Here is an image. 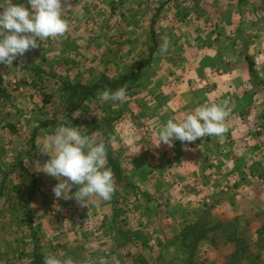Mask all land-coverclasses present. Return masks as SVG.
I'll use <instances>...</instances> for the list:
<instances>
[{"label":"rangeland","instance_id":"374dc122","mask_svg":"<svg viewBox=\"0 0 264 264\" xmlns=\"http://www.w3.org/2000/svg\"><path fill=\"white\" fill-rule=\"evenodd\" d=\"M204 1L208 5L214 3V0ZM141 2L144 4L142 8H139L138 0H77L76 4H74L75 2L64 3L65 8L74 7L79 10L76 17L78 21L71 29L67 30L75 40L73 45L67 46L66 55L60 49L61 42L58 36L37 40L39 46L29 49L23 56H18L12 66L0 64V185L4 187L3 190L0 188V264H35L36 261L39 264H44L46 255L59 256L53 248L55 242L71 241L66 239L69 236L64 239L62 237L54 238V236L51 239L48 234L39 236L38 227L42 224L37 223L35 214L38 212L45 214L44 212H46L54 219L60 215L58 213L57 216L55 215L56 217L54 216L55 205L58 202L53 201L60 199L53 192L55 183H59V181L42 170H38L42 163L28 161V167L23 164L24 166H18L12 172L9 171V175H5V171L9 170L16 161L18 162L19 152L28 144L29 134L34 127L33 123L38 120L56 121L59 119L61 123L70 125V122L77 121L78 123L74 127H80L82 133L96 135V123L89 122L88 133L85 128L87 123L80 124L86 119V110L74 112L71 114V118L67 115L66 107L70 106L66 101L68 95L59 90L60 85L64 82L77 84L86 81L91 83L95 80L94 78L102 76L119 79L125 74L133 75L124 86L127 94V100L123 103L125 109L118 116L117 112L109 110V119L97 121L104 125L105 130L104 133H99L100 135L98 134L99 137L96 139L110 143L108 148L112 156L110 166L112 169L119 168L120 170L117 178L121 189L117 192L115 190L112 197L115 199L125 198L123 200L125 205L121 206L122 216L119 219L121 226L119 234H124L125 237L114 239L108 245H113L112 251L115 246H122L125 248L126 254L123 252L114 254L111 250H106L108 242L104 239L105 235L101 238L92 235V239L88 241L86 238L80 239L84 252L79 250L78 254L71 256L79 261L89 258L91 264H252L253 259L259 255V249L264 248V210L261 214L255 215L256 225L253 224L256 233L261 234L259 249H257V246L252 245L251 247L250 245L255 237L253 233L252 237H249L250 242L235 239V236L238 237L237 234H246L247 231L245 227L239 229L238 223L232 220V214L228 216L229 218L220 216L230 213V208H226L222 204L220 210L215 213L202 209V194L214 193V190L210 189L213 183L220 186L224 184L227 187L236 183L241 194L240 205L236 211H244L242 208L250 203L258 204V200L264 197V99L261 95L264 81H257L256 77L254 106L249 105L251 106L249 109L242 106L237 108V111H229L226 119L236 125L225 123L227 131L221 135L236 133L238 135L251 134L254 137L250 141L252 148L246 156L231 159L233 166L246 165L247 168L244 172L231 175L222 174L221 176L219 174V176L204 174L198 170L196 173H186L189 169L188 160L179 158L180 148L172 149L169 152L166 144L161 142L158 145L159 140H156L157 133L155 129H152L153 121L151 122L154 112L153 106H151L153 99L150 97L152 89L150 78L157 72L180 68L178 58L185 57L186 52L191 53L190 46L180 40L183 37L182 33L185 37L191 33L190 37L194 38L197 35L195 34L197 29L200 28V21L208 17L213 18L215 15L202 12V0H141ZM2 3L4 0H0V4ZM12 3L26 5L24 0H12ZM151 6L154 10L150 12L155 14L154 17L156 16L155 9L159 11L157 19L152 18L150 13L145 15V10L149 11ZM173 6L178 7L175 9L177 17L174 20L175 23L172 22V19L168 20V15L172 16V13H167L169 8L174 10ZM180 10L181 12H179ZM194 10L195 15H191ZM190 16L192 17L189 18ZM183 20L188 22L184 23L185 26L180 23ZM122 25L126 27V30L121 28ZM149 26H153L154 31L149 30ZM140 27H146V29ZM106 32L114 34L115 37L113 40L103 37L104 43H106L104 44L102 36L99 38L96 35ZM120 34L124 38L119 36ZM93 36L99 42L94 41L95 44L92 45L87 38ZM118 37L123 39L120 44L116 42ZM164 39L169 41V47L166 53L161 54L159 49ZM200 39L207 40L205 31ZM107 42L109 43L107 44ZM190 53H188L189 56H191ZM206 57L203 61L211 62L208 57L213 56L206 55ZM144 60H148V63L141 70L137 69L139 74L137 76L132 74L131 66ZM213 63L216 64V62ZM256 63L252 73L255 76L258 70ZM34 81L37 83L36 85L33 84ZM49 92L51 97L47 101ZM8 94L9 97L6 96ZM22 96L24 100L21 99ZM6 100L13 101L14 104L4 102ZM246 101L247 99L241 104L245 105ZM116 105L117 103H113V106ZM133 115L137 116V124L132 120L131 124L128 123L130 116ZM140 117L144 120L143 122ZM122 119L126 121L119 124ZM247 120L249 125L245 124ZM9 124H12L15 129L17 127L20 131L18 133L10 132ZM113 124L115 126L117 124L115 128L117 130L124 128L125 135L119 136L124 143H119V137H115L117 133L112 128ZM133 124L137 125L138 132L136 134L141 132L142 136L147 139L145 147L149 151V156H147L149 158L142 161L146 163V166L148 165V170L145 169L144 172H139L140 166H142L139 159H128V152L132 151L131 148L134 146L135 130L133 127V133H127V135L126 129L132 131ZM107 133L111 134L110 138ZM48 134L50 133H46L44 136L46 137ZM136 138L135 142L142 140ZM233 144L238 146V143L233 142ZM148 159H150L149 162ZM163 160H167L169 163H164ZM214 160L217 161L216 165L219 169L230 164V162H220V159ZM184 161L188 169L185 168V165L183 166ZM165 164L172 165L171 170L164 168ZM194 166H199V164ZM191 170L194 171L195 168L193 167ZM49 177L51 180H48ZM52 180H54L53 187L50 186L46 190L47 199L51 202H48L46 208L37 207L34 198L39 192L38 186L42 187L47 181ZM75 191L77 190H72L73 193ZM226 192L223 193L224 196L220 194L219 190L215 192L217 193L215 202L221 197L228 199ZM188 201H196L200 204H197V207H189ZM241 201L247 203L241 205ZM261 202L264 205V199ZM11 204L16 207L17 217L22 218L21 220L17 219L19 222L9 220ZM214 206L213 203L212 208ZM65 210L66 208L63 209V211ZM187 215L191 217L187 218L192 219L197 216L199 219L192 223L182 222ZM202 215L207 219L205 224L203 223L204 225H202ZM168 218L171 220L167 221ZM58 220L60 222V219ZM114 224L117 227L116 222ZM114 224H111V228H114ZM195 225L198 227L194 228ZM188 226L190 228L184 238L180 232ZM44 227L52 235L55 232L56 224L44 222ZM12 237L15 238V241ZM225 240L226 242H224ZM99 244L104 247L100 248ZM238 245L241 247V256L234 254ZM87 246L89 247L87 248ZM48 248L50 250L45 254L44 252ZM65 248L70 251L68 249L70 247ZM65 248L63 247V249ZM209 248H219V250H209ZM98 249H102L104 253L99 254ZM251 250L253 255L250 254ZM233 255H235V259Z\"/></svg>","mask_w":264,"mask_h":264},{"label":"crops","instance_id":"0c3cea01","mask_svg":"<svg viewBox=\"0 0 264 264\" xmlns=\"http://www.w3.org/2000/svg\"><path fill=\"white\" fill-rule=\"evenodd\" d=\"M24 1L26 2L24 3L26 4L25 7L30 8V4L28 3V0H24ZM76 1L77 0H61L62 8L65 9L64 18L68 21L69 24L68 29H71V27H73V25L78 21L76 17L78 15L77 12H79V10H76V8L74 7L65 8L64 3L75 2L74 4H76ZM138 4H139V8H142L144 5L141 2V0L140 1L138 0ZM176 6H173L174 10H171L169 8L168 9L169 11L167 12V13H172V16L168 15V20L172 19L173 20L172 22H174V20L177 19L175 9H177L178 7ZM151 10L152 11L154 10L152 6L149 9V11L145 10L146 11L145 15L150 13L152 18H156L159 15L157 14L159 12L157 11L158 9H155L156 11L155 17L153 16L155 14L150 12ZM263 10H264V0H214L213 5H208L206 1L202 0V12H204L205 14L215 15V17L213 18L208 17L206 19H202L200 21L201 25H199L200 28L197 29L195 33L197 35L194 36V38L190 37L191 33L188 35V37L187 36L185 37V35H183L182 33L183 37L180 38V40L186 42L190 46L189 49L191 53L186 52L185 57L178 58L180 63V68H176L174 70L167 72L166 71L157 72V74H152L150 78V83H151L150 85L152 86L150 97H152L153 99L151 102L152 104L151 106H153V112H154L152 114L153 116L151 117L152 119L151 122L153 121L152 129H155L157 133L156 140H159L158 133L160 128L164 124H166V122L169 119H172L174 121L181 120L184 118V116L194 111L197 107L201 105L212 104V103L223 104L224 102H227V106L230 109V111H237L238 110L237 108L239 107L243 106L244 108L246 107L247 109H249L251 107L249 105L254 104L255 101L254 99L256 95L254 81L256 77H257V81L259 80L264 81V16H263L264 13H262ZM179 12H181V10ZM194 13L195 10L191 15H195ZM191 17L192 16H190L189 18ZM180 23L183 24L182 26H185L184 23L187 24L188 22L183 20ZM121 28H124V30H126V27L124 25H122ZM148 28L149 30L152 31H154L155 29L153 26H149ZM142 29H146V27ZM204 31L207 34L206 41L200 39ZM152 34H154V32H152ZM96 36L97 37L102 36L103 43L105 42L103 37L111 38V40H113L115 37L114 34L111 33L108 34L107 32L101 35L100 33H98ZM119 36L124 38L121 34ZM58 38H60L59 40L61 42L60 49H62V52L64 53V55H66L68 49L67 46L73 45L75 39L73 38L72 35L69 34L68 31H66L64 35L59 36ZM87 39L90 40L92 45L95 44V42L96 43L99 42V40L94 38V36ZM121 40L123 39L119 38L118 40H116V42L120 44ZM109 42H107V44ZM188 53H190L191 56H189ZM206 55L213 56V57H208L211 60V62L205 63L203 61L204 59L207 58ZM246 57L253 59L255 63L257 62L256 67H258V70L256 76L252 74L248 61L246 60ZM213 62H216V64H214ZM138 71L139 70H137L134 73L135 76L139 74ZM99 78L98 77L94 78L95 80L91 81V83L90 82L88 83L86 81H81V82L83 84H92ZM34 83L36 82L34 81L33 84ZM61 86L62 85H60L59 90H61ZM261 95H263V99H264V85L262 87ZM6 96L9 97L10 95L8 94ZM12 99H14V97H12ZM21 99H23V96L21 97ZM245 99H247L246 104L242 105ZM4 102H10V100L9 101L6 100ZM10 103L14 104L13 101ZM102 103L103 102L100 101L98 94L97 96H90V98H88L83 105V107H85L86 110V119H85L86 121L84 120V122L82 123L80 122V124L83 125V123H87V126L85 128H86V133H88V128H89L88 126L90 125L89 122L93 121L94 123H96L97 124L95 125V131L97 132L96 135L93 136L92 134H89L90 136H93L95 138H98L99 135L101 133H104L105 130L104 125L101 123H97V121H103V120L105 121L109 119L108 118L109 110H113V112H117V116H118L121 115V112L123 113L125 109V107L123 106L124 104L117 103L116 106H113V102L106 101L104 103L105 105L103 104L100 106V104ZM42 104H43V100H42ZM103 112L105 113L103 114ZM129 119H130L128 121L129 124H131L130 122L131 120L133 121V123L136 124L138 123L137 116L135 115L130 116ZM46 120L47 119L40 121L38 120L33 123L34 127H32L31 129L32 132L29 134V139L27 140L28 142L26 141L28 144H26L19 152V155L17 157L18 162L16 161L14 164L10 166L9 170L7 169L5 171V173H7L6 175H9V171L12 172L13 169L18 168V166L25 165L28 167L29 166L27 164L28 161H30L31 163H33L32 160L39 161L38 163L40 164L42 163L43 165L45 162H47L50 159L49 155L41 152L43 140L45 138L44 134L46 133L53 134L58 126L65 123H61L59 119H56V121L54 122L50 121L48 125L44 126L42 122ZM123 121L126 120L122 119L120 123L119 122L118 123L121 124ZM143 121L144 120H142L141 118V122ZM248 122L249 121L247 120L245 124L249 125ZM77 123L78 122L75 121L72 126H75V124ZM225 123H227L228 125L229 124L236 125V123L227 121V119ZM70 124H72V122H70ZM8 126H13V125L9 124ZM116 127L117 124L116 126L114 124L112 125V128L115 129ZM133 127L135 130L134 143H133L134 146H132L131 148L132 151L128 152V159H139L142 165L140 166L139 172H144L145 169L148 170L147 169L148 165L146 166L145 165L146 163H143L142 161L144 159L149 158L147 157L149 156L148 154L149 151L145 147L147 143V139L145 136H142L141 132L138 135L136 134V132H138L137 131L138 129H137V125L135 124H133L132 126V131H129L128 128L126 129L127 130L126 134L133 133ZM146 128L148 127L146 126ZM19 131L20 130L16 127V129L11 130L10 132L18 133ZM115 131L117 133V134L115 133L116 134L115 137H119L120 135H121L120 137H122L125 135L123 127L118 130L115 129ZM107 135H110L109 138L111 137L110 133H107ZM120 137L118 138V140H120ZM136 137L142 140L140 142L139 141L135 142V140L137 139ZM253 138L254 137L251 134L238 135L236 133L235 134L233 133L232 135H225L219 137L218 136L200 137L192 142H181L178 139H173L171 142V146L168 144H166V146L169 152L170 150L172 151V149L174 150L176 148L177 149L180 148V151L178 152L179 158L188 160L187 166H189V169L187 168L185 161L183 162V166L185 165V168L188 169L186 173L187 172L196 173L198 170V172H202V173L204 172V174H213V175L219 174L221 176L222 174L231 175V174L244 172V170L247 168L246 165L233 166L231 163V159L233 157L238 158L239 156L242 157L246 156L252 148V146H250V141ZM233 142L238 143V146L236 144H233ZM103 143L105 144L107 149L106 167L110 168L112 172L114 170L113 175H114V179L116 180L115 190L117 192L121 189L120 183H118L119 180L117 178V175H119L120 170L117 166H116V168H118L117 170H115V168L112 169V167L110 166L111 161L108 159L109 156L108 148L110 146L109 145L110 143L105 141ZM119 143H124V142L123 140H120ZM214 159H218V160L220 159V162L222 161L226 163L230 162V164L225 165L223 168L219 169L216 165L217 161ZM149 160L150 159H148V162ZM165 162L169 163V161L167 160L164 161V163ZM196 164H199V166H194ZM171 166L166 165L164 166V168L166 167L168 170H171ZM192 166L195 168L194 171L191 170V168H193ZM199 167L201 168L199 169ZM167 172L169 173L170 171ZM48 180H51V177H49ZM53 182L54 180L47 181L42 187L40 185L38 186L39 192L37 196L34 198L36 200L35 204L37 205V207L46 208V206H48V202L49 203L51 202L50 200L48 201L47 199L46 190L49 189L50 186L53 187L52 184ZM56 184L57 183H55V185ZM235 184L228 185V187L224 184L223 185L221 184L222 186H220L219 184L216 185L214 183L211 184L212 187L210 186V189L214 190V193L219 190L220 194L224 196L223 193L227 191L225 194L226 196H228V199H224V198L222 199L221 197V199L215 202V198H217L216 196L217 193L215 194L211 193L210 195L202 194V209L207 210L208 212L214 211L215 213V211L217 212V210H220L222 204H224L226 208L227 207L230 208L231 209L230 213H226L220 216L224 218H229L228 216L232 214L233 216L232 220L238 223L239 229L245 227V230L247 231L246 234H240V233L237 234L238 237L235 236V238L249 241V237L251 238L253 233L255 234V237L253 238L254 240L252 242L249 241L250 245L251 247L252 245L257 246V249H259L261 234L256 233L253 224L256 225L255 215L261 214V212L264 210V205L261 202L264 199V197H261L258 200L259 201L258 204L257 203L255 204V202L254 203L248 202L250 204L246 205V207L244 206L245 208H242V210L244 211L241 210L236 211L240 205L239 202L241 200L240 199L241 194L239 193L238 186ZM78 187L79 186L74 185L72 190H78ZM150 199L152 200V198ZM123 200H125L124 197L123 199L119 197L115 199L114 197H112L108 201H103L97 197H92L88 200L89 203H87V206L80 204L79 202H77L76 199L73 198L67 200L63 198H60L58 200H53L54 202H58V204L55 205L56 210L54 212V216L55 215L57 216L58 213L60 215L57 217L55 216L56 219H54L52 216L47 215L46 212H44L45 214L39 212L36 213L35 215H37V217L35 220L37 221V223L42 224L39 225L38 227V229L40 230L39 236H44L48 234V236H50L51 239L52 236H54V238L62 237L63 239L66 238V236H69L66 239L68 240L70 239L71 240L70 242L67 241L64 243L63 242L61 243L60 241H58L57 243L55 242L53 248L59 254L57 258H59L62 261H70L71 264H91L92 262H90L91 259L89 258L84 260L82 259V261H79L76 258L72 257L71 255L78 254L79 250H81V252L83 251L82 249L83 244L82 242H80L81 238H86L88 241L92 239V235H96L98 236V238H101L105 235L106 237L104 239L107 240L108 242L106 245L107 247L106 250H111L113 245L109 246L108 244L110 242H113L114 239L115 240L119 238L123 239V237H125L124 234L123 235L119 234L121 232L120 231L121 226L119 224L120 221L119 219L122 216L121 206L124 207L125 205V203H123ZM242 202L243 201H241V205L247 203L246 201L244 203ZM213 203L215 204L214 208H212ZM188 204L189 207H197V204L200 203L196 201L195 202L188 201ZM9 206L10 204L8 205V207ZM64 208H66L65 211H63ZM10 210L11 212L9 211L10 212L9 220H11L12 222L14 221L19 222L17 219L21 220L22 218L17 217L16 207L14 204H11ZM187 217H190V215H187L185 217V220H182V222L188 223L189 221L190 223H192L199 219V217L197 218V216L196 218L194 216V218L192 219H190L191 217L190 218ZM58 219H60V222ZM168 220H171V218L170 219L168 218L167 221ZM206 220L207 219H205L204 216L202 215V223H204ZM44 222L56 224L54 234L51 235L46 231L44 227ZM115 222L117 224V227H115L114 224ZM111 224H114V228H111ZM224 242H226V240ZM99 245L100 248L104 247L101 244ZM89 246H87V248ZM63 247L64 248L70 247L68 248L70 251H68L66 248L63 249ZM210 249L219 250V248L217 249L209 248V250ZM48 250H50V248H48L47 251H45L44 253L45 254L48 253ZM113 250L114 251L112 250L111 251L112 253L114 252V254L118 252H123V254H126V251L124 252L125 248L119 245L117 247L115 246ZM87 251H89L90 253L92 252L91 250H87ZM98 253L101 254L104 252L102 251V249H98ZM251 253H253L252 250L250 254ZM250 254L248 253V255ZM258 263L264 264V248H262L261 250L259 249V255L256 256V259H253L252 264H258ZM219 264H224V263H219ZM243 264H248V263H243Z\"/></svg>","mask_w":264,"mask_h":264},{"label":"clouds","instance_id":"9594fccd","mask_svg":"<svg viewBox=\"0 0 264 264\" xmlns=\"http://www.w3.org/2000/svg\"><path fill=\"white\" fill-rule=\"evenodd\" d=\"M30 8L4 0L0 4V64L12 66L18 56L39 46L37 40L62 36L68 30L61 0H28ZM169 41L164 39L160 53L168 51ZM101 102L123 104L127 100L126 89H105L99 93ZM230 109L223 104H205L188 113L183 119H169L158 133V145L171 146L173 139L192 142L200 137L221 136L227 129L225 120ZM157 145V146H158ZM41 152L50 156L38 170L56 178L53 192L57 198H75L82 205L89 198L108 201L115 191V180L106 167V146L93 136L84 134L80 127L61 124L53 134L47 135ZM66 178V179H65ZM79 186L72 192L73 186ZM44 264H71L52 254L44 258Z\"/></svg>","mask_w":264,"mask_h":264},{"label":"trees","instance_id":"16d2710c","mask_svg":"<svg viewBox=\"0 0 264 264\" xmlns=\"http://www.w3.org/2000/svg\"><path fill=\"white\" fill-rule=\"evenodd\" d=\"M153 51V49H152ZM151 51V52H152ZM246 60L248 61L249 67L251 72H254V66H255V61L249 57H246ZM148 63V60H144L141 61L138 64L132 65L131 69H133L131 72L132 74L135 73V71L137 69H141L143 68L146 64ZM133 75H124L119 79H109L106 77H101L99 79H97L95 82H93L92 84H83V83H77V84H72V83H68V82H64L62 83L61 86V92H65L68 97L66 98L68 104L70 106L66 107V110L68 111V116L71 118L74 112L76 111H84L85 107H83L85 101L90 98V96H97L99 93H101L102 91H104L105 89H110L112 91H115L121 87H124L126 85V83L128 82V80L131 79ZM37 83H35L36 85ZM48 98L51 97V95H47ZM50 99H48L47 101H49ZM65 102V101H64ZM75 120V119H74ZM53 121V120H52ZM54 122V121H53ZM75 121L72 122V125ZM50 123L49 120L43 121L42 124L44 126L48 125ZM11 130H14L15 128L13 126H10ZM110 136V135H109ZM111 152H109V156L108 159L110 161H112V156L110 155ZM7 173H5L6 175ZM6 177V176H4ZM5 179V178H4ZM3 179V180H4ZM2 188V190L4 189V187H2V185H0ZM205 224V223H204ZM202 223V225H204ZM198 226L195 225L194 228H197ZM204 227V226H202ZM190 228V226L185 227L183 231L180 232V235H182L184 238L186 236L187 230ZM237 241H244L242 239L239 238H235ZM236 256H241V247L238 245L237 250L234 253ZM235 255H233L234 259H235ZM237 259V258H236ZM35 264H39L37 263V261L35 262ZM43 264V263H41Z\"/></svg>","mask_w":264,"mask_h":264}]
</instances>
